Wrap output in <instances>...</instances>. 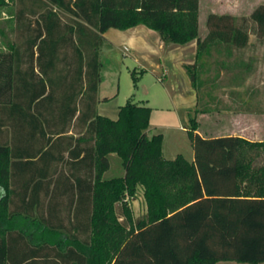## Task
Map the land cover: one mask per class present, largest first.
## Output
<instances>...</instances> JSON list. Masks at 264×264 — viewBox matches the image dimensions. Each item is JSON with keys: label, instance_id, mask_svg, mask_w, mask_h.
I'll use <instances>...</instances> for the list:
<instances>
[{"label": "trees", "instance_id": "16d2710c", "mask_svg": "<svg viewBox=\"0 0 264 264\" xmlns=\"http://www.w3.org/2000/svg\"><path fill=\"white\" fill-rule=\"evenodd\" d=\"M12 1L15 39L0 50V264L264 262V140L203 136L190 116L194 159L166 158L147 102L129 98L117 118L97 111L109 28L143 24L166 46L196 40L201 62L187 71L197 96L213 99L208 62L228 70L221 52L247 48L251 33L264 43V4L249 16L210 12L202 38L199 0ZM113 155L123 171L106 177ZM139 191L147 214L135 219ZM120 217L130 226L117 237Z\"/></svg>", "mask_w": 264, "mask_h": 264}, {"label": "rangeland", "instance_id": "374dc122", "mask_svg": "<svg viewBox=\"0 0 264 264\" xmlns=\"http://www.w3.org/2000/svg\"><path fill=\"white\" fill-rule=\"evenodd\" d=\"M259 4H264V0H199L201 37L205 38L208 32L206 18L210 12L249 16ZM14 9L12 0L0 4V50H5L14 43L16 32ZM123 32L121 29L109 28L104 33L106 41L100 49L101 73L104 75L98 91L100 114L117 118L119 107L131 97L136 101L147 102L152 106L149 134L157 132L164 134L163 153L166 158H174L179 153H183L189 160L194 157V148L188 131L181 129L182 124L188 123L190 116H195L200 125L198 131L205 136L238 133L250 140L264 137V43L259 42L255 34L251 33L250 45L247 48L235 51L230 57L226 56L225 52L220 53L221 59L229 65L228 70L217 72L213 66L214 62H208L212 63L213 70L210 74L214 77L206 87L212 88L214 98L211 99L209 96L202 99L197 96L186 67L201 62L197 60L196 40L193 39L187 44L172 43L157 53L150 50L152 45L155 47L153 40L145 42L141 38L135 40L124 38ZM216 54L217 52L214 53ZM160 60L168 68L167 79H161L159 76L163 73ZM134 75L138 77L136 84ZM203 76L205 78V73ZM186 90L190 91L183 97L182 91ZM231 90L241 91L243 98L232 97L229 95ZM202 91L205 95V86ZM104 97L109 98L105 100ZM248 100L256 113L250 114V111L237 108L243 103L246 106L245 102ZM226 105L233 110L227 111ZM206 107H209V110H205ZM263 160L264 157L260 156L257 162ZM111 163V168L105 176H119L123 171L121 159L113 155ZM129 201L135 219L147 214V206L141 191L135 199ZM119 208H122L121 205ZM121 222L124 229L117 230V224L114 222L107 228L110 234L113 235L114 230H117V237L126 234L129 222L126 218L120 217L117 223ZM221 264L251 263L226 260Z\"/></svg>", "mask_w": 264, "mask_h": 264}, {"label": "crops", "instance_id": "0c3cea01", "mask_svg": "<svg viewBox=\"0 0 264 264\" xmlns=\"http://www.w3.org/2000/svg\"><path fill=\"white\" fill-rule=\"evenodd\" d=\"M122 30V29H121ZM122 31H124L123 33L125 34L124 35V38L125 37H128V38H132V39H138V38H141V39H143L145 42H149V40H153V42L155 43V47H153V45L151 46L152 48L150 49V50H152L153 52H157V53H160V52H162L163 50H165L166 49V45H165V43H164V41H163V39L161 38V36L158 34V32L156 31V30H154V29H152V28H149V27H147L146 25H143V24H139V25H136V26H134V27H131V28H128V29H125V30H122ZM107 32V31H106ZM105 35V34H104ZM115 35V34H114ZM113 35V36H114ZM148 38V39H147ZM148 44H150V43H148ZM149 48V47H148ZM147 49V48H146ZM147 51V50H146ZM159 64H160V68L161 69H163V73L162 74H160L159 76H160V78L161 79H167V77H168V73H169V71H168V68H166L165 66H164V63H162V61L160 60V62H159ZM156 65H158V64H156ZM157 67H159V66H157ZM144 69H146V68H144ZM103 77H104V75H102ZM188 85H189V83H188ZM191 86H189V88H190ZM189 91L190 90H186V91H182V96L183 97H186V95H187V93H189ZM171 93V92H170ZM190 93H193L194 94V92H190ZM196 96V93H195V95H194V97ZM98 98L100 99V97L98 96ZM109 97H104V99L105 100H107ZM99 101V100H98ZM176 108H177V110H178V107L176 106ZM227 111H232L233 109H226ZM97 111H98V103H97ZM98 113H99V111H98ZM250 114H254V113H256V112H254V111H250L249 112ZM102 115H104V114H102ZM186 125L185 124H182V126H181V129H183V130H185L186 129V127H185ZM149 129H151L150 127L147 129V132H148V134H149ZM151 131V130H150ZM200 133V132H199ZM154 134V133H153ZM201 134V133H200ZM149 135H152V134H149ZM201 135H203V134H201ZM224 135H236V136H241V137H245V136H242L241 134H238V133H229V134H224ZM203 136H205V135H203ZM208 137V136H207ZM245 138H247V137H245ZM247 139H249V138H247ZM264 140V137L263 138H261V139H257V140H253V141H263ZM177 156V155H176ZM175 156V157H176ZM194 159V157L191 159V160H193ZM222 261H226V260H221V261H218L216 264H221L222 263Z\"/></svg>", "mask_w": 264, "mask_h": 264}]
</instances>
